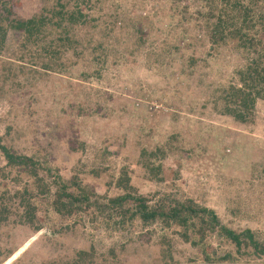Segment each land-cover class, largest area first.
Wrapping results in <instances>:
<instances>
[{"label":"rangeland","instance_id":"374dc122","mask_svg":"<svg viewBox=\"0 0 264 264\" xmlns=\"http://www.w3.org/2000/svg\"><path fill=\"white\" fill-rule=\"evenodd\" d=\"M78 1L96 6L93 11L81 6L94 17L117 12L130 18V12L138 15L156 6L162 9L159 22L151 17L157 26L178 28L166 39L140 46L137 56L131 54L136 42L131 25L116 29L109 38L100 29L77 28L73 32L81 41L79 55L65 51L60 62L68 67L50 74L42 68L54 62L47 56L49 39L57 41L61 31L38 44L10 32L7 48L0 52V136L5 144L48 161L68 182L79 179L94 189L101 203L125 193L117 181L126 168L129 191L155 200L169 194L191 198L214 209L225 225L252 229L264 238V100L258 101L251 120L241 123L213 103L206 104L202 91L211 84L213 91L237 83L242 55L233 44L210 54L208 38L194 25L188 29L191 40L183 39L181 30L187 26L171 0H163L162 6L157 0H2L21 19L49 17L60 5L75 10ZM193 2L182 0L181 5ZM195 9L193 5L187 11ZM164 42L181 49L170 66L159 56ZM100 43L110 50L106 63L94 60L100 51L95 54L93 49ZM191 57L197 59L196 66L191 67ZM149 66L156 69L148 70ZM98 69L101 79L83 78L84 72ZM156 147L166 154L158 161L163 164L162 181L147 174L141 157L142 149ZM5 164L0 151V167ZM17 174L1 180L0 191L36 189L24 175L17 182ZM55 190L49 203L36 200L41 231L15 214L0 224L1 264L9 259V264H59L92 247L97 252L93 264H206L178 233L159 224L144 228L140 222H129L120 228L114 223L120 214L100 215L95 207L73 216L58 215L51 205ZM212 244L220 255L236 251L218 238ZM170 247L173 258L165 253ZM113 248L115 256L110 253ZM239 262L264 264L254 257Z\"/></svg>","mask_w":264,"mask_h":264},{"label":"trees","instance_id":"16d2710c","mask_svg":"<svg viewBox=\"0 0 264 264\" xmlns=\"http://www.w3.org/2000/svg\"><path fill=\"white\" fill-rule=\"evenodd\" d=\"M144 1L147 3L148 0ZM171 1L170 5L175 9L176 15L180 11L181 23L188 27L184 26L181 30L183 39L191 40L192 35L188 29L194 25L208 38L210 54L233 44V49L242 55L244 65L236 71L237 83H230L213 91L215 85L211 84L202 91L205 93L206 104L213 103L222 114L231 116L238 122H249L255 114L258 101L264 100V0H200L198 4L196 3L198 0H194L189 5H181L182 0ZM134 3L138 5V1ZM161 3L163 4V0H157L159 6H162ZM84 4L92 11L96 7L89 2L78 1L75 10H66V5H60L61 8L53 11L49 17L34 16L21 19L14 17L13 9L0 0V52H4L7 48L10 32L24 38L28 44L33 42L38 44L39 41L61 31L57 41L49 39L47 56L54 62L45 64L42 68L50 74L57 70L61 72L68 67L60 62L65 51L72 50L73 54L79 55L81 41L73 32L77 28L90 27L93 31L100 29L102 36L109 38L116 29L125 30L131 25L136 38L132 56L139 54L137 50L140 46L146 45L150 40L166 39L178 28L158 27L153 19L160 21L158 18L162 17V9L156 6L138 15L130 12V18H127L126 15L117 12L94 17L81 10ZM193 5L197 9L193 12L187 11ZM167 16L166 13L163 17ZM163 44L166 46L163 50L160 49L159 56L164 58L162 61L164 66H170L173 57L178 54L176 51L181 49L169 48L167 42ZM26 46L28 45H24ZM93 50L95 54L100 51L99 56L96 54L95 61L107 62L110 50L106 52L103 43L97 44ZM191 61V67L197 65L198 61L195 57H191ZM164 66L158 65L160 70H163ZM155 69V66L148 67V70ZM82 76L87 81L93 77L101 79L102 72L98 69L93 73L84 72ZM200 82L202 83V80ZM0 151L6 161V164L0 167V181L8 179L16 171L19 173L15 177L17 182H20V178L24 175L32 179V185L36 187V189L27 186L16 191H0V224L9 221L15 214L18 215L20 222L33 225L36 231H41L42 224L40 225L37 220L39 207L36 200L42 198L49 203V195L56 187L51 205L58 215L73 216L95 207L100 215L109 217L114 212L120 214L119 219H114V223L120 228H125L129 222H140L144 228L159 224L163 230H173L178 233L184 242L197 250V256L206 264H240L239 260L245 257L264 260V238L261 233L252 229H233L222 222L214 209L202 206L191 198L181 199L169 194L155 200L153 196L131 192L129 191L131 178L126 168L117 181V186L123 188L125 193L110 197L106 203H101L99 201L101 198L96 195L94 189L83 185L77 178L70 182L64 180L49 166L48 161L42 162L37 156L15 152L5 144L2 136H0ZM141 157L147 174L155 179L164 180L160 176L163 164L158 161L166 157L165 152L160 147L152 151L142 149ZM108 221L110 222L111 219ZM167 235L168 233L163 235L161 243ZM215 238L232 245L236 251L234 253L226 251L220 255L212 244ZM170 250L172 247L165 252H169V257L172 256ZM96 253L94 247L90 250H79L73 259L62 260L59 264H93ZM110 253L115 256V249H111ZM11 254L12 252L7 257ZM11 261L12 259H9L7 264Z\"/></svg>","mask_w":264,"mask_h":264}]
</instances>
